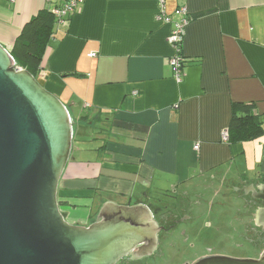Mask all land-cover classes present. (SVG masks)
Instances as JSON below:
<instances>
[{"label":"crops","instance_id":"obj_1","mask_svg":"<svg viewBox=\"0 0 264 264\" xmlns=\"http://www.w3.org/2000/svg\"><path fill=\"white\" fill-rule=\"evenodd\" d=\"M180 7L191 19L180 82L158 0H85L67 26L56 23L38 81L77 128L58 188L69 224L91 225L113 202L106 195L123 206H162L217 179L264 183V135L222 141L234 103L248 105L264 128V0L165 2L170 16ZM47 9L45 0H0V44L11 52Z\"/></svg>","mask_w":264,"mask_h":264},{"label":"water","instance_id":"obj_2","mask_svg":"<svg viewBox=\"0 0 264 264\" xmlns=\"http://www.w3.org/2000/svg\"><path fill=\"white\" fill-rule=\"evenodd\" d=\"M69 108L0 44V264H116L157 243L158 224L146 204L105 203L89 226L71 225L58 188L73 147ZM264 202V183L250 185ZM264 227V208L255 212ZM193 264H264L209 256Z\"/></svg>","mask_w":264,"mask_h":264},{"label":"rangeland","instance_id":"obj_3","mask_svg":"<svg viewBox=\"0 0 264 264\" xmlns=\"http://www.w3.org/2000/svg\"><path fill=\"white\" fill-rule=\"evenodd\" d=\"M73 116L71 112V117ZM74 119V117L72 118ZM74 137L77 132L76 126L73 128ZM199 183V181H197ZM203 181H201L202 184ZM197 185V190H198ZM156 188L153 189L152 197H155ZM223 195L210 197L206 196L210 205L203 204L200 213L203 216L200 218L199 225L197 223L190 227H184L179 230L174 243L176 248L172 250L169 256L163 262L166 264H188L200 255H204L208 250L216 253H223L227 257L235 259H244L249 257H257L259 247L258 243H253L247 228L251 225V221L246 216L244 202L241 198L236 196L235 192L227 188L220 189ZM202 190V189H201ZM199 190L200 193H207L208 191ZM112 200L114 204L126 203L127 201L120 200L116 196H105ZM205 197V199H206ZM172 197H164L166 204L173 202ZM150 204L153 201L148 202ZM197 214V211L195 212ZM252 220V219H251ZM183 230L186 231L188 239H184L180 234ZM181 235V236H180ZM162 262V263H163ZM161 263V262H160Z\"/></svg>","mask_w":264,"mask_h":264},{"label":"flooded vegetation","instance_id":"obj_4","mask_svg":"<svg viewBox=\"0 0 264 264\" xmlns=\"http://www.w3.org/2000/svg\"><path fill=\"white\" fill-rule=\"evenodd\" d=\"M250 185L247 183H235L232 184L227 180L217 179L213 180L209 184L204 185L207 193H200L197 191V195H180L172 197L173 202L166 204L162 202V206L148 203L146 204L151 209L153 217L158 224L157 243L151 254L145 257H137L140 253V249L136 248L135 251L128 254L119 260L116 264H166L163 262L170 255L173 249L176 248L174 240L179 233V230L184 227H190L197 223L199 225L200 218L203 216L199 211L203 204L210 205V199L208 201L207 195L210 197H217L223 195L221 190L227 188L236 193V196L241 198L244 202V208L246 210V216L251 221V225L247 228V233L250 229V237L253 243H258L259 247L257 257H249L244 259H259L264 254V227L257 226L255 223V212L259 208H264V202L253 198V193L250 190ZM206 197V199H205ZM197 211V214L195 212ZM252 219V220H251ZM180 234L184 239H188L186 231L183 230ZM181 236V235H180ZM209 256H226L223 253H216L208 250L204 255H200L196 260L191 261L188 264H193L201 258ZM228 256V255H227ZM161 262V263H160ZM163 262V263H162Z\"/></svg>","mask_w":264,"mask_h":264},{"label":"trees","instance_id":"obj_5","mask_svg":"<svg viewBox=\"0 0 264 264\" xmlns=\"http://www.w3.org/2000/svg\"><path fill=\"white\" fill-rule=\"evenodd\" d=\"M56 23L57 20L49 9L40 12L25 26L10 52L17 67L28 71L36 79L53 38ZM228 133L229 144L244 143L264 135V128L261 120L251 114L248 105L234 103Z\"/></svg>","mask_w":264,"mask_h":264},{"label":"built area","instance_id":"obj_6","mask_svg":"<svg viewBox=\"0 0 264 264\" xmlns=\"http://www.w3.org/2000/svg\"><path fill=\"white\" fill-rule=\"evenodd\" d=\"M49 6V10L55 16L57 24L67 26L69 18L80 11L85 0H66L64 3H59V0H45ZM160 9L157 14V20L163 24L171 25L172 30L168 38L169 45L173 48L174 55L169 59V65L174 70V77L177 81H182L184 71L187 65V59L183 54V45L185 40L186 28L191 19L186 7H180L175 10L174 15L170 16L165 12L166 0H158ZM175 18V19H174ZM89 57H96V54H90ZM222 141L229 142L228 130L222 133ZM199 145L194 149L199 150Z\"/></svg>","mask_w":264,"mask_h":264}]
</instances>
